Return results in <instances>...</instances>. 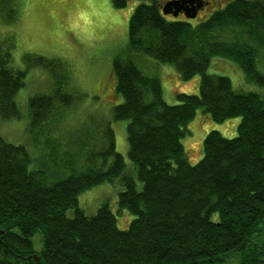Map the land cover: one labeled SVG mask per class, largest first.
<instances>
[{
	"label": "trees",
	"instance_id": "1",
	"mask_svg": "<svg viewBox=\"0 0 264 264\" xmlns=\"http://www.w3.org/2000/svg\"><path fill=\"white\" fill-rule=\"evenodd\" d=\"M127 1L111 4L118 9ZM206 1L216 2L215 9L195 24L183 15H163L157 0H142L129 16L126 47L111 62L121 97L112 118L127 121L133 169L126 170L116 152L109 125L104 143L88 149L84 161L80 153L57 164L55 148L49 147L53 171L30 168L26 146L0 137V264H264V93L235 90L228 77L205 72L212 55L227 56L264 89L254 50L220 35L230 27L243 28L264 46V0ZM140 55L173 64L183 80L199 74L198 93H176L177 103H166L159 79L136 65ZM8 63L9 54L0 46L2 119L20 116L15 96L30 67L54 76L51 94L28 98L33 136L52 119L57 103L69 106L74 98L61 91L58 62L28 57L23 70ZM197 110L204 121H240L230 139L210 130L202 157L190 163L181 140ZM68 169L71 173L60 176ZM115 179L123 187L117 212L133 216L124 228L106 203L92 215L78 205L81 192ZM125 220L120 219L124 225ZM35 234L40 235L38 251L31 240Z\"/></svg>",
	"mask_w": 264,
	"mask_h": 264
},
{
	"label": "rangeland",
	"instance_id": "2",
	"mask_svg": "<svg viewBox=\"0 0 264 264\" xmlns=\"http://www.w3.org/2000/svg\"><path fill=\"white\" fill-rule=\"evenodd\" d=\"M0 2V46L9 54L8 67L23 70L26 59L37 56L58 62L60 67L56 73L59 77L63 76L64 81L61 91L74 98L69 106L57 103L56 113L48 124L30 135L28 98L35 94H51L55 89L54 76L47 69L30 67L24 87L15 96L20 116L0 118V137L26 146L31 157L30 168L44 167L53 171L55 167L51 156L46 154L51 150L49 147L55 148L57 164H67L72 158L77 159L80 153L83 160L82 156L88 149L98 148L104 143L103 131L109 125L113 130L116 152L123 157L126 170L133 169L127 154V121L112 118V109L120 103L121 97L115 92L111 62L113 56L126 47L129 16L142 0H128L125 7L118 9L112 6L111 0ZM215 6L216 2H210L192 23L207 16ZM10 14L14 19L12 22L8 21ZM222 34L228 43H243L253 49L256 68L264 73V46L254 43L248 31L230 27L220 32ZM135 62L144 73L159 79L163 99L168 104L177 103L176 93H198L199 74L183 80L173 64H158L145 55H140ZM205 72L228 77L235 90L264 93L263 88L246 79L243 70L230 57L212 55ZM239 121V117L221 123L204 121L201 110H197L187 124L189 134L181 140L188 161L196 163L202 157V141L210 130H217L224 138L230 139L236 135ZM106 163H110V158ZM78 166L76 163V170L79 171L82 167ZM70 171L63 170L60 176ZM121 189L123 187L117 179L94 185L78 195V205L87 215H92L106 203L116 214L118 227L124 228L133 216L124 209L117 212V197ZM121 218L128 219L126 225L121 223ZM31 240L34 250H40V235L35 234Z\"/></svg>",
	"mask_w": 264,
	"mask_h": 264
},
{
	"label": "water",
	"instance_id": "3",
	"mask_svg": "<svg viewBox=\"0 0 264 264\" xmlns=\"http://www.w3.org/2000/svg\"><path fill=\"white\" fill-rule=\"evenodd\" d=\"M207 5L208 2L205 0H168L160 4L159 8L163 15L177 17L179 14H183L188 19H194Z\"/></svg>",
	"mask_w": 264,
	"mask_h": 264
}]
</instances>
